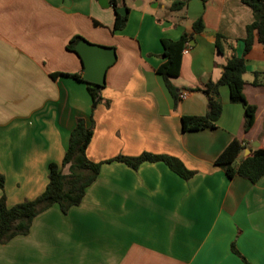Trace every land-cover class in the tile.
Returning <instances> with one entry per match:
<instances>
[{"label":"crops","instance_id":"obj_1","mask_svg":"<svg viewBox=\"0 0 264 264\" xmlns=\"http://www.w3.org/2000/svg\"><path fill=\"white\" fill-rule=\"evenodd\" d=\"M116 1L127 8L120 30H112L111 4L97 0H0V173L7 206L44 190L48 164L61 161L78 117L92 126L87 157L102 162L81 203L67 214L56 204L39 213L27 235L0 244V264H244L232 243L250 264H264V175L255 183L228 178L214 164L232 139L246 146L239 157L253 143L264 148V43L256 33L244 52L251 10L240 0H186L179 10L170 9L175 0ZM198 18L203 30L193 33ZM183 33L192 38L170 81L186 96L175 102L155 70L165 61L160 39ZM74 36L116 51L93 109L85 83L49 76L81 70L66 49ZM232 54L244 59L253 126L242 131L243 107L221 85L216 127L183 132L182 116L208 110L206 95L194 89L216 82ZM144 152L173 156L195 174L182 179L162 162L136 169L106 162Z\"/></svg>","mask_w":264,"mask_h":264},{"label":"trees","instance_id":"obj_2","mask_svg":"<svg viewBox=\"0 0 264 264\" xmlns=\"http://www.w3.org/2000/svg\"><path fill=\"white\" fill-rule=\"evenodd\" d=\"M241 4L247 6L252 14V21L246 26L244 41V52H247L253 40V33H256L257 40L264 43V0H240ZM114 10V23L112 30L122 29L127 21V15L116 13L118 8L116 0H110ZM186 4V0H175L171 3V10H179ZM99 25L98 22H94ZM193 33L203 30V23L200 18L192 23ZM192 38L191 34L183 33L179 39L171 40L161 38L162 55L164 63L156 68L163 82L173 97L174 101L179 100V90L171 83V78L179 74L181 54L185 44ZM221 35L216 34L215 46L220 51L219 40ZM83 39L80 36L72 37L66 44V49L75 53V44ZM81 70L74 74L50 73L52 79L59 76H69L77 81L85 83L86 89L91 97L92 109L101 101L100 89L102 87H91L82 78ZM245 72L243 57L232 54L226 59L221 75L216 82L209 81L204 88L194 90L202 91L208 102V110L203 116H182L181 130L198 131L206 128H215L222 111V103L218 98V88L226 85L229 91V101L241 104L243 107V122L241 125L243 132H248L254 124L256 107L247 103L243 95L244 81L242 75ZM253 85L256 82L253 81ZM92 136V126H86L84 120L78 117L75 125L69 133L67 145L59 163L51 162L48 164L47 183L44 190L33 199L23 200L11 207L7 206L6 195L4 192L5 177L0 173V244L7 243L18 235H27L33 219L52 205L59 206L63 214H67L69 209L81 203L86 188L96 179L99 174L102 162H94L87 157L86 149ZM246 148L238 139H232L221 153L215 158L214 164L219 167L228 178L235 176L247 179L251 183L257 182L264 175V148H250L249 154L239 157L240 153ZM117 161L136 169L142 162H162L171 171L182 179H189L195 171L187 169L182 162L169 155L141 153L140 155L129 157L117 155L106 162ZM231 250L239 256L244 264H250L231 244Z\"/></svg>","mask_w":264,"mask_h":264},{"label":"water","instance_id":"obj_3","mask_svg":"<svg viewBox=\"0 0 264 264\" xmlns=\"http://www.w3.org/2000/svg\"><path fill=\"white\" fill-rule=\"evenodd\" d=\"M101 7L110 5L108 0H97ZM120 15L127 14V8L120 6L116 9ZM74 49L82 61V78L91 87H103L107 69L116 61V51L114 47L91 43L85 39L78 41ZM264 129V123H263ZM252 147H258V143H253ZM249 152V150H246Z\"/></svg>","mask_w":264,"mask_h":264},{"label":"built area","instance_id":"obj_4","mask_svg":"<svg viewBox=\"0 0 264 264\" xmlns=\"http://www.w3.org/2000/svg\"><path fill=\"white\" fill-rule=\"evenodd\" d=\"M109 1H110V0H109ZM263 46H264V44H263ZM187 50H188V44L186 43V44H185V47H184V49H183V52L185 53V52H187ZM185 96H186V93L183 92V93H180V94L178 95V98H179V100H181V99H183Z\"/></svg>","mask_w":264,"mask_h":264},{"label":"rangeland","instance_id":"obj_5","mask_svg":"<svg viewBox=\"0 0 264 264\" xmlns=\"http://www.w3.org/2000/svg\"><path fill=\"white\" fill-rule=\"evenodd\" d=\"M136 1V0H135ZM126 4L128 5H135L136 2H132V0H125ZM113 11V10H112ZM113 15H114V12H113Z\"/></svg>","mask_w":264,"mask_h":264}]
</instances>
